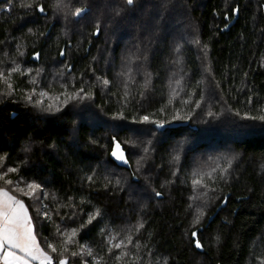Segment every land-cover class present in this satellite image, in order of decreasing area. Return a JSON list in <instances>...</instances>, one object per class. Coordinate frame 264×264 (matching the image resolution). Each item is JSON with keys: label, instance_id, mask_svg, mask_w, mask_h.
Returning <instances> with one entry per match:
<instances>
[{"label": "trees", "instance_id": "obj_1", "mask_svg": "<svg viewBox=\"0 0 264 264\" xmlns=\"http://www.w3.org/2000/svg\"><path fill=\"white\" fill-rule=\"evenodd\" d=\"M62 3L0 0V172L15 167L7 179L24 191L41 185L32 197L7 186L24 202L40 246L56 263L47 243L59 252L75 229L66 264H261L264 122L245 114L264 115V0ZM77 7L87 12L72 16ZM36 52L38 62L30 59ZM15 66L20 72L8 77ZM81 87L90 99L63 103L66 90ZM49 104L60 110L46 111ZM175 109L189 118L172 120ZM144 115L174 127L163 132ZM114 141L126 167L110 157ZM194 173H211L207 190L193 186Z\"/></svg>", "mask_w": 264, "mask_h": 264}, {"label": "snow or ice", "instance_id": "obj_2", "mask_svg": "<svg viewBox=\"0 0 264 264\" xmlns=\"http://www.w3.org/2000/svg\"><path fill=\"white\" fill-rule=\"evenodd\" d=\"M135 3V0H125V4L128 6H133ZM22 7H26L28 5H21ZM38 10L40 12L44 11V8L36 5ZM57 8H64L67 7V5H64L62 3V0H57L56 4ZM86 8L77 7L74 11L71 12L72 16H80L81 13L85 12ZM233 12H238L239 8H233ZM119 14V13H117ZM228 25L226 24L225 27ZM99 29L97 28V31ZM196 43H199V41H196ZM207 47V45H205ZM179 51V49H176ZM63 54V53H62ZM20 72V69L18 66L12 67L8 69L7 75L10 77L13 73ZM20 74H23L22 72ZM101 81V83L104 86L109 85L110 81L103 78H97ZM151 79V74L146 73L145 74V86H147L148 82ZM0 80H6L5 73L3 70H0ZM65 89H67V86H64ZM8 88L12 89V85L8 84ZM33 93H35V89L32 90ZM40 97L47 96L48 94L44 91H41L39 93ZM127 95V93H126ZM141 96L144 95L143 92L140 93ZM176 95L175 91L169 96L168 104L172 103V100L174 96ZM91 98V92H86L83 87L78 89L75 93H68L67 90L65 91V99L63 101L64 104H67L70 100H84V99H90ZM24 99L28 102H32V95L28 94L24 96ZM49 99H52V97H49ZM185 104L188 103V101H184ZM197 107H199V101L195 102ZM36 105H40L41 101L36 100ZM49 112H57L60 110L59 107L54 106L52 104H49L47 108L45 109ZM161 111H164L162 108ZM175 115L172 116V120H184L188 119V114H181L179 109H175ZM209 116H212L213 113L209 112ZM238 115V113H237ZM123 118V112H118L113 114V119H121ZM245 118L253 119V120H260L264 122V115H259L256 117H249L248 114H245ZM140 120L142 122H149L154 123L156 125V128L158 130H162L163 132H167L168 129H165L164 125L166 123H171V121H164V120H150V117L148 115H144L140 117ZM243 135L244 133H240ZM113 140H115V137H113ZM95 142V141H94ZM111 155L115 157L118 160L127 162L124 155L122 154V149L120 148L119 143H116L115 149L112 151ZM231 162H229L230 166ZM17 169L15 167H9L7 169V172H0V181H3L5 187H0V264H53V256L49 254V252L45 251L41 246L40 243L37 241V236L34 233L33 230V221L31 217L28 214V210L25 207V204L22 200L18 199L15 195L11 194V192L8 190L7 186L16 185V190L23 193V195L32 197L33 194L41 188V185L33 182L27 183L28 191H24V188L19 187V182H14L11 179H7L8 173H15ZM215 171V169L213 170ZM221 172H226V169H221ZM194 177L192 179L193 186L202 185L205 190L208 188V184L205 182V176L211 175V173L205 174V173H194ZM88 180H92V177L89 176L87 178ZM221 179H223V176H221ZM117 184H119V181H117ZM157 196H160L161 193L156 192ZM203 196H207V191L202 193ZM46 215V214H45ZM96 215H100L99 210H97ZM203 216V209H198V214L196 215L195 219L193 220V224H199L201 221V218ZM94 216H89L88 223H91V221L94 219ZM83 227V225L81 226ZM138 227H143V224L140 223ZM59 231V229H58ZM76 235V230L73 229L71 233H65L66 240L64 241V244L60 248L59 252L57 250V247L53 245L52 243H47V247L51 250L52 253L58 254V264H66L67 262V256L64 255L65 252L68 251L67 245L72 242L73 237ZM197 232L193 231L191 232V237L195 239V247L197 249L201 248V242L199 239H196ZM112 239H115V237H112ZM128 243H131V236L126 237ZM217 240H219V236H217ZM124 246V242L121 241L120 243L114 244L113 247L115 248H122ZM73 256L78 255L77 252L71 253ZM89 255H91V251L88 252ZM121 257L117 256L116 259L119 260ZM165 264H167V261H165ZM261 264H264V260L261 261Z\"/></svg>", "mask_w": 264, "mask_h": 264}, {"label": "water", "instance_id": "obj_3", "mask_svg": "<svg viewBox=\"0 0 264 264\" xmlns=\"http://www.w3.org/2000/svg\"><path fill=\"white\" fill-rule=\"evenodd\" d=\"M85 8V7H84ZM87 12V8H86V11L85 12H83V13H81V15L80 16H77V17H81V16H83L85 13ZM99 31V30H98ZM98 31H97V29L95 30V32H94V36H97V34H98ZM63 53V54H62ZM64 53H65V46L63 45L62 47H61V50H60V52H59V58L60 59H63L64 58ZM30 59L32 60V61H34V62H38L39 61V52H36L35 54H33V55H31L30 56ZM68 71H70L71 70V66H69L68 67V69H67ZM156 127V126H155ZM164 127L165 128H171V127H174V124H165L164 125ZM116 143H119L118 141H114L113 142V146H112V149H111V152H110V157H111V159L118 165V166H120V167H126L127 165H128V159H127V155H126V152H125V150L123 149V147H122V145L119 143V145H120V148L122 149V154L124 155V157H125V159H126V163L124 162V161H121V160H118V159H116L115 157H113L112 155H111V153H112V151L115 149V145H116ZM225 200H223L222 201V203L216 208V210L213 212V214H211L209 217H208V219H207V223L208 222H210L211 221V219L216 215V213L223 207V206H225Z\"/></svg>", "mask_w": 264, "mask_h": 264}, {"label": "rangeland", "instance_id": "obj_4", "mask_svg": "<svg viewBox=\"0 0 264 264\" xmlns=\"http://www.w3.org/2000/svg\"><path fill=\"white\" fill-rule=\"evenodd\" d=\"M104 6H106V5H104ZM99 8H100L99 10H102V9H104L105 7H103V5H100ZM110 8H111V7H110ZM108 9H109V8H108ZM89 18H90V16H89ZM183 29H184V28L181 27L180 32H181ZM183 35L188 36V35L186 34V32H184ZM61 77H62V76H61ZM61 77H60V78H61ZM54 78L56 79L55 81H57V76H55ZM40 100H41V99H40ZM42 102H44V101L42 100ZM143 144H144V143H143ZM139 145H142V144H141V141H138V140H137L136 146H139ZM221 159L224 160V158H222V157H221ZM228 166H229V164H228ZM229 167H230V166H229ZM229 167H228V168H229ZM28 190H29L28 188L25 189V191H28ZM38 190H39V189H38ZM159 197H160V196H159ZM193 199L196 200V199H202V198H200L198 195H194ZM53 264H58V262L53 263Z\"/></svg>", "mask_w": 264, "mask_h": 264}]
</instances>
